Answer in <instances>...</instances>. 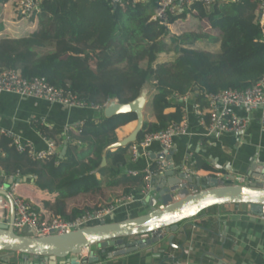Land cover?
Wrapping results in <instances>:
<instances>
[{
    "label": "trees",
    "instance_id": "obj_1",
    "mask_svg": "<svg viewBox=\"0 0 264 264\" xmlns=\"http://www.w3.org/2000/svg\"><path fill=\"white\" fill-rule=\"evenodd\" d=\"M9 1L0 0V7ZM157 9V0H119L116 5L109 0H44L35 13L37 28L27 36L0 40V70H14L25 79L44 78L52 87L71 90L94 106L107 101L129 104L148 85L152 93L137 143L182 121L176 96L193 95L205 109V95L244 91L264 79V27L257 23L254 0L208 10L195 4L177 15L152 21ZM17 17L26 16L17 12ZM189 17L197 24L207 23L219 38L171 33L172 26ZM202 40L207 41V49H194ZM162 56L168 62H161ZM130 123H136L134 114L105 119L99 113L70 130L69 139L34 124L42 137L58 138L54 141L66 148L62 159L54 155L33 163L10 150V142L3 137L0 147L7 169L25 168L24 176L33 179L37 189L58 194L55 213L71 220L92 208L67 212V200L99 196L104 180H109V187L123 186L122 196L136 197L145 190V174H122L130 146L107 152V165L100 168L104 150L119 142L118 130ZM191 170L205 171L213 179L224 173L204 162H197Z\"/></svg>",
    "mask_w": 264,
    "mask_h": 264
},
{
    "label": "crops",
    "instance_id": "obj_2",
    "mask_svg": "<svg viewBox=\"0 0 264 264\" xmlns=\"http://www.w3.org/2000/svg\"><path fill=\"white\" fill-rule=\"evenodd\" d=\"M10 1L13 3L15 0ZM5 7H7L6 4ZM0 16H2V8H0ZM0 23L4 27L3 31H0V40L16 39L21 37L20 33L31 31L28 32V29H25L26 26L18 19L15 23L8 24L6 19L1 18ZM170 31L173 32L172 27ZM160 61L168 62L163 56ZM149 90L152 93L150 88ZM195 104L197 103L194 96H189L183 112L186 116L187 135L175 138L172 148L171 160L175 171L177 169L183 171L185 165L190 167L192 164L193 167L197 162H204L214 170L224 172L219 176V180L232 176V178L244 177L251 178L254 182H263L261 172L264 171V133L260 127V118L264 113V107L252 113L236 111L238 117L249 122L244 133L208 136L200 117L194 114ZM98 116L99 113L92 110L67 109L51 105L42 99L19 97L13 94L0 95V131L11 132L23 143L31 144L36 151H45L47 147L34 124L37 123L65 137L66 128L82 125L86 120ZM135 126L136 123H130L118 130L119 141L127 138ZM51 139L58 140L57 137ZM63 149L66 152L65 147L58 145L55 155H58L59 159L65 156V154L61 155ZM159 156L161 151L156 144L149 148L147 156H142L135 162H132L128 155V162L122 169V174L144 175L153 165H156ZM3 158L4 156L0 158V174L4 178L16 173L19 175V183L13 188L14 196L22 197L43 219L59 216L54 210L58 194H49L37 189L33 179L24 176L25 168L7 169L9 165ZM7 170L10 175H7ZM192 173L194 174L192 177L211 178L205 171L197 173L192 171ZM160 179V175L151 176L150 188H155ZM108 181L104 180L99 196H78L67 200V212L75 208H93L98 205L112 204L122 197L124 187H109ZM143 192L134 197L131 203L118 207L105 223L122 222L146 214L149 209L144 203L148 193ZM180 228L181 231L174 234L172 246L169 245L167 236L158 244L145 250L112 260L102 256L97 264H264V219L250 214L248 206L209 209L198 219L181 224ZM91 255L97 256L98 250L90 249L82 256L88 259ZM0 264H44V262L33 257L24 260L19 254L0 253Z\"/></svg>",
    "mask_w": 264,
    "mask_h": 264
},
{
    "label": "water",
    "instance_id": "obj_3",
    "mask_svg": "<svg viewBox=\"0 0 264 264\" xmlns=\"http://www.w3.org/2000/svg\"><path fill=\"white\" fill-rule=\"evenodd\" d=\"M150 96L148 85H145L133 102L123 105L111 101L103 109L105 119L134 114L136 126L127 138L104 150L100 168L107 165V152L137 142ZM64 154L65 149L61 155ZM172 156L171 151L167 157H158L165 159L169 166L145 199L144 205L149 209L146 214L122 222H103L64 235L37 238L34 230H31V236L16 234L12 228L15 209L9 190L19 180H8L0 190V196L10 206L7 224H0V253L19 254L24 260L33 257L41 259L44 264H97L102 256L107 260L119 258L154 246L167 236L172 246L174 234L181 231V224L198 219L211 208L248 206L250 214L264 219V171L261 172L263 182L256 181L249 185L213 178L187 177L181 170L175 171ZM176 196L179 199L177 201L174 200ZM93 248L98 250V255L83 260V251Z\"/></svg>",
    "mask_w": 264,
    "mask_h": 264
},
{
    "label": "built area",
    "instance_id": "obj_4",
    "mask_svg": "<svg viewBox=\"0 0 264 264\" xmlns=\"http://www.w3.org/2000/svg\"><path fill=\"white\" fill-rule=\"evenodd\" d=\"M16 10L19 15L29 17L35 14L44 0H15ZM145 1V0H141ZM158 9L156 10L152 21H161L167 16H174L182 13L185 9H189L195 4H199L205 9H209L215 5L228 3H240L242 0H157ZM257 4L256 19L261 28L264 27V0H254ZM112 5H116L119 0H109ZM13 94L19 97H29L34 99H42L51 105H57L67 109L92 110L102 113L103 109L111 102L107 101L103 106H94L81 100L78 95L71 90L56 89L52 87L44 78H22L14 70H0V95ZM189 96H176L174 98L176 107L185 111L184 106L189 100ZM206 108L201 109L195 104L194 114L200 117L201 124L205 126L208 136H219L224 134H241L248 127V121L236 115L237 110H243L246 113L256 112L264 107V79L255 86L247 88L244 91H224L219 94H209L204 96ZM117 102V101H116ZM184 114V113H183ZM81 125H76L65 129L66 139L68 131L75 130ZM260 127L264 133V113L260 118ZM187 135L186 116L183 115L182 121L178 124L169 126L168 128L157 133L146 135L141 142L131 145L129 155L132 162L137 161L142 156L148 155L149 148L156 144L160 148L161 155L169 156L172 151L175 138ZM0 137L8 140V148L17 154H24L33 163L48 160L55 155L58 145L52 139L44 138L47 149L45 151H36L29 143H23L17 136L9 131H0ZM4 156V151L0 147V158ZM190 162V160L188 161ZM187 162V163H188ZM154 166V165H153ZM169 163L165 159H157L155 170L150 169L145 173V190L144 194L150 192L149 178L151 176H162L168 168ZM192 167V164H190ZM186 166L183 173L187 177L194 174L191 168ZM219 171V170H218ZM136 176V174H132ZM221 176V175H220ZM220 177L217 179L219 180ZM8 180H19L16 173L10 177L4 178L0 174V190ZM221 181H232L238 185H249L254 183L251 178L244 177H225ZM18 185V184H17ZM14 184L9 194L12 197L15 209V220L12 225L13 231L22 236H31V230L35 231V237H49L53 235H64L71 232L87 228L92 225L103 223L111 216L115 210L124 205L131 203L134 197L122 196L116 199L112 204L98 205L92 210L86 211L71 220H65L60 216L47 217L43 219L22 197L14 196ZM175 201L179 200L176 196ZM10 206L8 202L0 196V224H7L9 220ZM88 250H84L83 253ZM83 255V254H82ZM83 260L87 258L82 256Z\"/></svg>",
    "mask_w": 264,
    "mask_h": 264
},
{
    "label": "rangeland",
    "instance_id": "obj_5",
    "mask_svg": "<svg viewBox=\"0 0 264 264\" xmlns=\"http://www.w3.org/2000/svg\"><path fill=\"white\" fill-rule=\"evenodd\" d=\"M6 5H7V7H5V5L0 7V8H2V16H0V17L2 19H6L8 24H10V22L15 23L16 20L18 19L17 12L15 9L16 8L15 7L16 1H13V3L11 1H9L8 4H6ZM36 16H37V14H32L29 17H23L19 20V22L24 24L26 26L25 29H28V32H29L30 30H32V28H34V27L37 28L38 20H37ZM172 30H173L172 33L176 34L178 36H181L185 33H191L192 32L195 34L199 33L201 35L205 34V35L212 36L214 38H219L218 33L215 31H212L207 23L201 22V23L197 24V22L190 17L177 22L174 26H172ZM28 34L29 33H27V32H22L19 34V36H21V37L27 36ZM166 41H167V43H169L168 40H166ZM207 47H208L207 41H205V40L196 42L193 46L194 49H204V50H206ZM217 48H218V45L213 46L214 50H217Z\"/></svg>",
    "mask_w": 264,
    "mask_h": 264
}]
</instances>
